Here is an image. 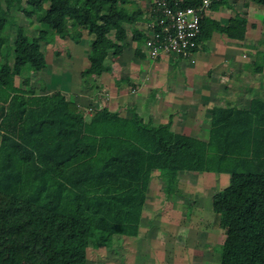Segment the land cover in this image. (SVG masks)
Instances as JSON below:
<instances>
[{
    "label": "trees",
    "instance_id": "1",
    "mask_svg": "<svg viewBox=\"0 0 264 264\" xmlns=\"http://www.w3.org/2000/svg\"><path fill=\"white\" fill-rule=\"evenodd\" d=\"M251 1L264 9V0ZM201 3L182 0L180 6ZM35 14L41 28L30 40L19 16ZM141 15L136 0H0V264H76V249L92 241L138 236L154 173L169 197L184 171L229 176L211 197L224 230L220 264H264V98L207 108L199 136L172 129L171 116L153 124L137 112L110 109L100 76L118 75L114 62L130 46L123 28L131 29L132 56L148 57L149 36L136 27ZM157 16L151 11L149 23L158 34ZM241 23L206 26L203 18L197 46L215 27L238 37ZM85 34L89 64L82 76L97 88L99 106L85 114L61 90L38 93L29 77L25 87L16 84L24 70L47 67L41 43L60 38L78 44ZM252 49L254 71L262 73L264 52Z\"/></svg>",
    "mask_w": 264,
    "mask_h": 264
},
{
    "label": "rangeland",
    "instance_id": "2",
    "mask_svg": "<svg viewBox=\"0 0 264 264\" xmlns=\"http://www.w3.org/2000/svg\"><path fill=\"white\" fill-rule=\"evenodd\" d=\"M138 2L140 3L139 8L143 10L139 21L140 23L143 22L144 25H147L152 11L153 1L138 0ZM39 18L40 16L37 14L32 15L28 19H25L23 15L19 16L20 23L25 28L24 34L30 40L36 36L35 30L41 28L39 25ZM121 34L127 42L131 40L130 27L123 28ZM88 36L86 34L83 35L81 38L82 40H80L78 44L72 43L69 39L62 40L60 38L41 43L47 67L40 73L34 74H31L28 70H24L22 76L16 78V84L25 87L23 79L29 77V86L35 89L38 93L49 94L54 90H61L69 100H77L81 106V110L85 114L89 112L88 110L90 108L99 106L97 88L95 86H90V81L86 84L84 81L85 78L82 76L83 68L89 64V49L87 46L89 45L87 39ZM260 48L264 49V45L260 44ZM126 53H129V50H126ZM176 57L178 58L179 56H174L172 58L179 61ZM255 58L254 52H252L251 55L246 56L244 60L247 61L249 59L248 64L250 66V71L246 70V74L244 73L243 78L237 77L239 81L234 85L232 83L228 85L229 87L226 90L219 88L215 92L217 95H215L208 106L199 107L200 111H196L198 113L197 116H193L192 114L195 121L189 119L184 121V118H191L185 117L187 115H184L183 117H171L172 129L178 132L199 136L207 125L209 114L205 110L207 107L209 108L210 105L236 104L239 106H247L250 98L254 95L264 98V66L262 73L255 72L253 66V60ZM123 60L128 68H132V64L128 57H124ZM167 63L168 62L164 64L153 63L151 65L168 67ZM182 63L185 64L186 62L182 61ZM133 66L136 73V76L134 77L135 81L129 82L128 80L127 85L122 86L119 84L121 87L119 96H122L119 97L116 104L119 103V105H122L121 101L125 99V97L127 99L129 98L127 100L129 108L125 113L122 111L123 114L137 112L144 121H147L148 116L150 115L152 123L157 124L159 121L154 119L151 110L152 107L150 108L146 101L147 90L150 88V85L147 86L148 79L144 74L138 72L141 67H138L137 65ZM181 76L185 81V85L191 83L189 82L188 77H185L183 74ZM112 81L117 84V80L114 81L112 78ZM158 82L159 81L155 79L154 84H157L156 86H158ZM108 85L110 86L111 84ZM132 85L135 89L138 87L141 89V91L138 92L139 95H135L136 93L135 90H132ZM180 89L182 91V88H179V90ZM179 90L177 91L178 93L180 92ZM109 91V89H104V92H106L104 93V98L107 102L111 98ZM159 93H162L163 95L168 92L162 90ZM177 98L179 99V97ZM166 99L169 101V99L172 100L173 98L166 97ZM201 100L193 99L189 101H198L197 103H200ZM205 102L207 101L205 100ZM184 103L189 102L185 101ZM155 104L158 105V100ZM190 108V111L196 110L192 106ZM166 119H168V116L164 115L162 120ZM178 180V191L175 195L167 197L163 192L164 180L158 176V173H154L147 191V201L144 206V215L141 222V235L137 236V245H135L136 240L127 241L116 235L108 237L107 242H104L103 245L96 244L92 241L85 249H76L74 253L76 264H131V261L133 264H139L137 262L138 260H141L144 264H162L163 259L166 260V263L169 262L170 259L175 263L178 260L179 255L175 251V248H173V244L176 247L178 239L185 240L183 243L185 249L183 254L186 255L189 264L202 263L201 251L205 250L208 246L211 251H207V253L205 252L207 258L206 263L220 264L219 247L224 238V230L218 227V217L213 215L211 197L216 191L228 184L229 176L227 174L219 173L184 171L179 173ZM200 228L204 229L203 232L208 234L206 239H204L205 234L199 230ZM190 231L193 232L192 234H198V239H196L198 241L196 243L193 241L194 236L190 235ZM201 232L203 233L202 237H200ZM189 237L192 238V241L188 239ZM167 238L171 239L167 241ZM185 238H187V240ZM173 240H175V242H173ZM161 242H163V245H166L167 242H171L172 248H167V244L166 249L168 250V253L166 252L165 255L162 252L164 248H162ZM133 246L139 251L137 257L131 252ZM202 246L204 249H202ZM169 254H171V256H168ZM134 260H136V263Z\"/></svg>",
    "mask_w": 264,
    "mask_h": 264
},
{
    "label": "crops",
    "instance_id": "3",
    "mask_svg": "<svg viewBox=\"0 0 264 264\" xmlns=\"http://www.w3.org/2000/svg\"><path fill=\"white\" fill-rule=\"evenodd\" d=\"M136 3L139 8L140 3L138 2V0L136 1ZM236 18H239L243 22L240 24V28H243V30L241 31L240 29V32L236 34L238 37L239 35H243L242 39L238 37H229L226 34L221 33L217 29V27H215L210 31V34L204 40V42L198 44L197 49L195 51H192L191 54L182 58L176 57L179 61H176L175 58H172L174 56H165L155 60L150 59L149 57H145L144 59H136L132 56L133 42L131 40L128 41L130 43V46L124 49L122 56L117 59L118 62L117 60L114 62V70L117 69L118 75H112L111 73L105 72L100 76V83L103 88L105 90H110L109 93L111 98L106 103L107 106L110 109H119L120 114L125 115L122 113V111L124 113L127 112V109L129 108L127 100L129 98L127 99L125 97V99L121 101L122 105L116 103L118 102L119 97L122 96H119V91L121 89L119 84H121V86L127 85L128 82H120L119 79L121 77L126 76L129 79V82L135 81L134 77L136 76V73L133 65H137L138 67H141L138 72L144 74V76H146L148 79L147 86L150 85V88H148L147 90L146 101L147 105L150 108H153H151V110L153 112V117L155 120H158L159 122H167L169 119L162 120L164 115H167L168 117H183L184 115H187L185 117L191 118H184V121L188 119L195 121L193 116L198 115L196 111H200L199 107L208 106V104L211 103L215 95H217L215 92L219 88H223L224 90H226L229 87L228 85H230L231 83L234 85L236 82L239 81L237 77L243 78L245 71H250V66L248 64L249 59L247 61H245L244 59L246 58V56H249L252 54V52H254L252 47L254 46L257 51L264 52V49L260 48V44H258L260 40L264 37V9L261 5H258L252 2L251 0H225L224 3L220 2L217 5H212L211 3L204 14V24L206 26L215 24H218L220 26H227L230 23L231 19ZM148 23L147 25H144L143 22L140 23V21H138L136 27L139 30L146 31ZM87 46L89 49V45ZM126 50H129V53H126ZM145 53L147 55L146 51ZM124 57H128L130 59L132 68H128L127 64H124ZM182 61H185L186 63L184 64L182 63ZM166 62H168V67L164 66L165 68L162 67V65H158V67L151 65L153 63L164 64ZM180 73H182L185 77H188L189 82L191 83L185 85V81L181 76L182 74ZM160 77H162L163 79ZM112 78L114 81L117 80L116 82L118 86L117 84H115V82L112 81ZM155 79L159 81L158 86H156L157 84H154ZM108 84H111V87ZM179 88H182V91L181 89L179 90ZM132 90H135V95H139L138 92L141 91L139 87L136 89L133 87ZM162 90L168 93L162 95V93H159ZM178 90L180 91L179 93L177 92ZM166 97H172L173 99H169L168 101ZM177 97H179V99ZM193 99H200L201 101L200 103H197L198 101H195L196 103L193 101H189ZM157 100L158 105L155 104ZM205 100L207 102H205ZM185 101L189 103H184ZM191 106L194 107L196 110L190 111ZM212 106L213 105H210L209 108ZM148 118H151V116L149 115ZM143 215L144 210L142 218ZM199 230L203 232L204 229L200 228ZM202 232L200 237H202V234L204 233V239H206V236H208V234L206 232ZM192 233L193 232L190 231V235L194 236L193 241L196 243L198 241L196 240L198 239V234ZM139 235H141V226ZM118 237H122V239L124 238L127 241L136 240L135 245H137L136 243H138L137 236ZM170 239L171 238H167V241ZM185 239L187 240V238ZM188 239L192 241V238L189 237ZM173 242H175V240H173ZM184 242L185 240L178 239L176 247L173 244V248H175V251L179 255L178 260L173 263L174 261L170 259L169 262L166 263V260L163 259L162 264H189L186 255L183 254V251L185 250L183 244ZM161 244L162 248H164L162 252L165 255L166 252L168 253L166 245L168 244L167 248H172L171 242H167L166 245H163V242H161ZM202 249H204L203 246ZM207 251H211L209 249V246L206 247L205 250L201 251L202 263L200 264H207V258L205 255V252L207 253ZM131 252H133V255L136 257L139 254V251L136 249L135 246H133ZM168 256H171V254H169ZM134 262L136 263V260H134ZM137 262L139 264H144L141 262V260H138ZM131 264H133L132 261Z\"/></svg>",
    "mask_w": 264,
    "mask_h": 264
},
{
    "label": "built area",
    "instance_id": "4",
    "mask_svg": "<svg viewBox=\"0 0 264 264\" xmlns=\"http://www.w3.org/2000/svg\"><path fill=\"white\" fill-rule=\"evenodd\" d=\"M152 11L159 13L157 24L163 32L154 31V23L146 30V52L150 59L165 56H187L197 46V37L201 31V21L212 0H202L198 6H180L182 0H172V8L167 0H152ZM162 36L163 38H161Z\"/></svg>",
    "mask_w": 264,
    "mask_h": 264
}]
</instances>
